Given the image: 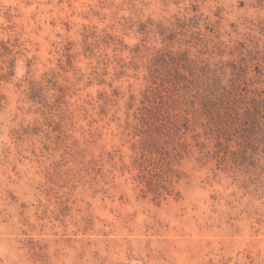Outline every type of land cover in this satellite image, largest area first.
Returning a JSON list of instances; mask_svg holds the SVG:
<instances>
[{"label": "rangeland", "instance_id": "1", "mask_svg": "<svg viewBox=\"0 0 264 264\" xmlns=\"http://www.w3.org/2000/svg\"><path fill=\"white\" fill-rule=\"evenodd\" d=\"M0 264H264V0H0Z\"/></svg>", "mask_w": 264, "mask_h": 264}, {"label": "trees", "instance_id": "2", "mask_svg": "<svg viewBox=\"0 0 264 264\" xmlns=\"http://www.w3.org/2000/svg\"><path fill=\"white\" fill-rule=\"evenodd\" d=\"M213 95H216V94H213ZM218 95L219 97H216L218 98V100H220L221 102H224L225 104L223 105L224 107V110H226L228 108L227 105H229V101H230V98H231V91H224L223 93H219L218 92ZM205 101L203 102V107L206 108L207 110H212V111H220V106L217 107V105H215V101H212L210 97H208V95H205L204 98H203ZM212 105V106H211ZM222 106V105H221ZM165 124H160L159 125H154V129L157 130V129H160L161 131L164 129L167 131V135L171 134L170 131L171 129L169 128V126L171 125V123H168V121H164Z\"/></svg>", "mask_w": 264, "mask_h": 264}]
</instances>
